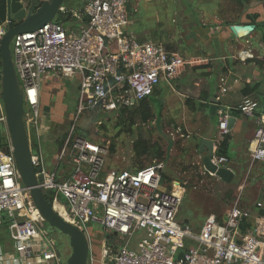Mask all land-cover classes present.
<instances>
[{
  "label": "built area",
  "instance_id": "obj_1",
  "mask_svg": "<svg viewBox=\"0 0 264 264\" xmlns=\"http://www.w3.org/2000/svg\"><path fill=\"white\" fill-rule=\"evenodd\" d=\"M128 2L86 0V25L68 30L59 22H48L33 32L15 35L12 41V57L24 90V119L36 137L31 159L39 169L37 176L42 177L38 187L51 193L55 210L87 235L89 264L96 262L88 228L91 223L100 224L110 235L101 248L102 259L108 264H264V214L255 219L240 242L237 232L241 221L251 218L252 213L240 205L239 198L227 210V220L209 214L199 232L185 227L178 212L186 198L187 182L173 181L167 188L163 160L138 169L108 168L109 148L78 135L72 124L56 168H47L41 152L40 110L41 84L46 76L78 78V113L86 109L116 112L150 98L159 84H171L187 65L196 64L161 42L141 41L130 32ZM64 10L62 6L60 11ZM5 31L0 26V39ZM249 55L247 51L238 54L241 59ZM221 82L225 93V78ZM259 106L258 100L248 95L237 106L244 116L257 118L248 148L249 170L254 163L264 161V114H258ZM219 113L211 158L218 168L229 167V159L217 150L229 133L230 107H221ZM0 124L7 134L6 142L0 144V227L7 218L19 253L2 255L1 260L31 264L28 255L32 254L29 256L43 264H63L46 219L16 167L1 98ZM59 163L66 165L61 173ZM115 237L124 239V245L118 246Z\"/></svg>",
  "mask_w": 264,
  "mask_h": 264
},
{
  "label": "crops",
  "instance_id": "obj_2",
  "mask_svg": "<svg viewBox=\"0 0 264 264\" xmlns=\"http://www.w3.org/2000/svg\"><path fill=\"white\" fill-rule=\"evenodd\" d=\"M129 1L133 2L134 0ZM188 2L197 5V9L194 8V11L197 13V22L201 28L198 25L195 29L190 26L195 23L193 16L191 13L188 14V11L182 10L183 25L176 31L172 30L174 32L172 34L171 30L165 31L162 26L156 29H138L132 31V33L141 41L152 39L161 42L169 50L178 52L186 59L196 60L195 65H187L171 84L165 82L164 84L171 88L176 95L171 96L166 104L174 106L176 101H180L183 109L180 121L172 118L167 120L166 124L178 125L176 127L178 128L177 132L180 131L182 137L186 132L188 138L195 139L193 147H195L198 153L197 157L200 160L205 155L204 152H200L201 140L204 138L211 139L214 141L215 146L219 110L224 106L230 107L231 125L228 133L230 160L228 165L235 173L233 181L239 178L237 180L239 181L238 185L241 183L239 189H242L241 192L243 193L240 205L252 213L251 218H245L241 221L237 232L238 241L240 242L241 237L251 228L255 219L264 214V161L254 163L246 173L241 172L242 164L245 162L250 163L248 148L257 129V118L246 117L237 109L242 98L248 95L258 100L260 104L258 114H264V43L262 41L263 30L258 27L259 23H264V0H252L244 6L239 5L235 0H189ZM63 6L65 10L59 12V14H62V22L59 23L63 24L68 30L77 29L87 24L88 17L85 15L86 0H72L70 4H64ZM55 22H57V18ZM234 25H250L255 26V28L247 34L237 35L231 29ZM208 37L212 38L209 39ZM162 39L164 42L161 41ZM202 39H204L203 44L206 50H203L199 44ZM241 51H247L250 54L248 58H239L238 54ZM190 69H192L193 75L187 81L181 83L180 78ZM211 76L213 77L212 80H210ZM54 77L59 76L51 74L46 76L44 80ZM221 78H225V86L228 88L225 93L221 91L223 85ZM75 79L78 81L77 88H79V80L78 78ZM42 84L41 104L43 102ZM157 90L158 87H156L153 95ZM206 104L217 105V108L211 112ZM163 113L166 115L168 112ZM42 116L41 152L47 168L49 169L50 166L48 167V165H51L49 170H54L63 145L60 144V141L64 134L56 133L58 131L55 124L44 118V115ZM155 117L158 116L155 115ZM65 166V163H59L58 172L61 173ZM220 181L225 184L228 183ZM233 181L231 183H234ZM227 210L221 215L210 214L225 219ZM204 222L193 226V230L199 232ZM182 223L185 227H189L188 222ZM245 223L248 226L244 230L242 225ZM95 237L93 236L92 239L96 255L94 264H108L102 259L100 250L105 237L100 240ZM5 254L19 255L7 224L0 227V264H13L1 260L2 255ZM29 255L28 261L31 264H43L41 259ZM61 256L63 261L62 253ZM262 256L264 258V248L262 249ZM63 264H65L64 261Z\"/></svg>",
  "mask_w": 264,
  "mask_h": 264
},
{
  "label": "rangeland",
  "instance_id": "obj_3",
  "mask_svg": "<svg viewBox=\"0 0 264 264\" xmlns=\"http://www.w3.org/2000/svg\"><path fill=\"white\" fill-rule=\"evenodd\" d=\"M71 1L66 0L65 5L70 4ZM188 1L134 0L131 2V6L139 11L136 12L135 16L134 12L131 15V22L128 27L129 31L156 29L162 26L165 31L171 30L172 34L174 33L172 30L176 31L183 25L182 10H186L188 14H192L195 23L190 26H193L194 29L197 28L199 26L197 22L198 17L194 11L197 9V5ZM184 6L186 8H183ZM61 17L62 14L57 15L58 19ZM132 21H134L133 24ZM203 43L204 39L199 44L203 50H206ZM191 71L192 69L188 70L180 78L181 83L191 78L193 75ZM212 79L213 77L211 76L210 80ZM77 85L78 81L75 78L72 80L54 77L44 80L42 84L43 102L40 107L41 116L44 115V118L54 123L58 131L56 133L60 135L67 133L71 125L75 124V129H77L75 133L78 135L85 133L90 140L108 147V168L138 169L140 167L139 161H142L143 166L150 165L155 160L147 155L137 157L133 150L134 142L138 139H144L150 141L151 144H160L165 152L163 161L166 164V168L163 174L172 177L174 181L188 183L189 188L186 198L179 206L178 220L180 222H188L190 229H193V226L202 224L210 213L218 215L224 213L234 204L235 198L236 200L237 198L241 199L243 192H241L242 189H239L241 186V183L238 185L239 181L237 180L239 178L236 179L237 182L234 180V183L225 184L216 176L206 173L202 161L197 157L198 153L195 147H193L195 139L188 138L186 132L182 137L177 132L178 128L176 127L178 125L166 124L167 120L172 118L180 121L182 118L181 112L183 111L180 101H176L174 106L166 104L171 96H176L166 84H160L155 94L150 97L154 113L158 117H155L153 121L147 124L137 121L132 127V131H129V128L126 126L116 124L118 118V113L116 112H103L101 109H86L82 113H78L79 91ZM163 112L168 113L165 115ZM5 139H7L6 130L0 124V144L3 145L6 142ZM113 142L116 145L115 152H112L110 149ZM49 166L51 167V165ZM248 168L249 164L247 162L243 163L241 172L246 173ZM172 183L173 181L170 184L166 183V185H170L167 188H171ZM48 196L52 198L51 193ZM60 199L62 200L61 197ZM47 228L51 236H53L54 231L48 224ZM88 228L90 233L94 237L96 236V239L100 240L103 237L110 239V235L106 233L100 224L91 223ZM115 240H117L118 246L124 245L125 240L121 237H115ZM54 244L63 254V261L67 264V259L71 253L68 237L59 234V237L54 239Z\"/></svg>",
  "mask_w": 264,
  "mask_h": 264
},
{
  "label": "water",
  "instance_id": "obj_4",
  "mask_svg": "<svg viewBox=\"0 0 264 264\" xmlns=\"http://www.w3.org/2000/svg\"><path fill=\"white\" fill-rule=\"evenodd\" d=\"M66 0H0V26H4L5 33L0 39V98L3 102L6 116L7 129L16 167L20 173L23 185L30 188L31 197L35 205L45 217L47 224L54 231L53 238L59 234L68 237L71 253L67 264H89L90 244L87 235L75 225L66 221L54 208L44 191L38 187L41 176L32 163L33 148L31 146L27 125L24 119V90L18 79L17 71L12 57V41L17 34L33 32L43 27L48 22L56 20L60 8ZM39 3V2H38ZM255 26L234 25L232 31L237 34H247ZM211 112L217 105L206 104ZM264 112V109H263ZM231 119L229 121V126ZM200 152H204L201 158L204 169L225 182H232L235 173L229 167L218 168L211 160L214 154V141L202 139ZM206 152V153H205ZM227 220V217H225ZM183 253H180V257Z\"/></svg>",
  "mask_w": 264,
  "mask_h": 264
},
{
  "label": "trees",
  "instance_id": "obj_5",
  "mask_svg": "<svg viewBox=\"0 0 264 264\" xmlns=\"http://www.w3.org/2000/svg\"><path fill=\"white\" fill-rule=\"evenodd\" d=\"M235 1H237L239 3V5L244 6V5L249 4L252 0H235ZM38 2L40 4L41 0H38ZM138 11H139L138 9H134V7L131 6V1H129L128 2V12H129L130 18L132 17L131 15L134 13H135L134 14V16H135L137 14L136 12H138ZM57 22H62V17L60 19L57 18ZM258 27H260L263 30L262 41L264 43V23H259ZM0 69H1V67H0ZM0 80H1V74H0ZM116 113H118V118L116 120V124L119 126L128 127L129 131H132V127L135 125V123L137 121L141 122L142 124H147V123H150L151 121H153L155 118V113H154L153 106L150 102V98H147V99L140 101L139 103L135 104L131 108L120 109L119 111H116ZM27 130L29 133L31 146L34 149L35 148V141H36L34 132L32 131V128L30 126H27ZM76 131H77V129H76ZM78 131L81 132L80 130H78ZM65 136H66V134L63 135V138L60 141L61 145L63 144ZM80 136L89 139L85 133H83ZM115 147H116V145L113 142L110 146V149L112 152H115ZM229 149H230V140H229V137L227 135L220 142V145L218 146L217 153L221 156L227 157L230 160ZM133 150H134L135 155H137V157H142L144 155H147L148 157H152L155 160L152 163L156 162L157 160H163L165 157V152H164V150L160 144H158V143L151 144L150 141L144 140V139H138L136 142H134ZM138 164L140 165L139 168L144 167L142 161H139ZM163 179H164V182L169 183V184H170V182L174 181V179L172 177H170L166 174H163ZM233 182H235V181H233ZM168 186L170 187V185H168ZM188 188H189V186L187 183V191H188ZM49 194L45 193V196L49 201H52V198H50L48 196ZM235 200H236V198L234 199V201ZM220 219H221V217H220ZM5 224H7V227H8L7 218H6ZM247 226H248V224L245 223L242 225V228L245 230Z\"/></svg>",
  "mask_w": 264,
  "mask_h": 264
},
{
  "label": "flooded vegetation",
  "instance_id": "obj_6",
  "mask_svg": "<svg viewBox=\"0 0 264 264\" xmlns=\"http://www.w3.org/2000/svg\"><path fill=\"white\" fill-rule=\"evenodd\" d=\"M39 3H38V0H37V5H38Z\"/></svg>",
  "mask_w": 264,
  "mask_h": 264
}]
</instances>
